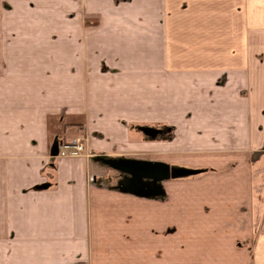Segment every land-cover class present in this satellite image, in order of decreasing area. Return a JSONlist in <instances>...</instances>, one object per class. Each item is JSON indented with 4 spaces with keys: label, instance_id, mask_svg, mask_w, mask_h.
<instances>
[{
    "label": "crops",
    "instance_id": "0c3cea01",
    "mask_svg": "<svg viewBox=\"0 0 264 264\" xmlns=\"http://www.w3.org/2000/svg\"><path fill=\"white\" fill-rule=\"evenodd\" d=\"M0 264H264V0H0Z\"/></svg>",
    "mask_w": 264,
    "mask_h": 264
},
{
    "label": "water",
    "instance_id": "95a60500",
    "mask_svg": "<svg viewBox=\"0 0 264 264\" xmlns=\"http://www.w3.org/2000/svg\"><path fill=\"white\" fill-rule=\"evenodd\" d=\"M155 133V132H154ZM152 132H147V134H154ZM146 165V172H140L139 169H136L135 167H127V166H120L117 165L116 167L120 170L126 171L128 173L134 174L137 177H145L150 179H165V178H175L179 176H185L189 174H193L196 172V170H189V169H172L167 170L164 167L158 166L156 164H145Z\"/></svg>",
    "mask_w": 264,
    "mask_h": 264
},
{
    "label": "built area",
    "instance_id": "2783aa9c",
    "mask_svg": "<svg viewBox=\"0 0 264 264\" xmlns=\"http://www.w3.org/2000/svg\"><path fill=\"white\" fill-rule=\"evenodd\" d=\"M61 147L69 155L81 156L85 153V142L80 138H72L67 144H63Z\"/></svg>",
    "mask_w": 264,
    "mask_h": 264
},
{
    "label": "rangeland",
    "instance_id": "374dc122",
    "mask_svg": "<svg viewBox=\"0 0 264 264\" xmlns=\"http://www.w3.org/2000/svg\"><path fill=\"white\" fill-rule=\"evenodd\" d=\"M143 131V130H142ZM156 130L155 129H153V132H155ZM143 133H145L146 135H149V134H147L146 132H144L143 131ZM74 138H80L81 140H83L84 142H85V139H84V136H82V135H80V136H76V137H74ZM71 139H69V141H70ZM62 143V145L63 144H67V142H61ZM86 143V142H85ZM61 145V146H62ZM61 146H60V148H61ZM69 155V154H68ZM114 163H115V167L117 166V165H120L119 163H117V161H115V160H112ZM120 166H122V165H120ZM117 168V167H116Z\"/></svg>",
    "mask_w": 264,
    "mask_h": 264
}]
</instances>
